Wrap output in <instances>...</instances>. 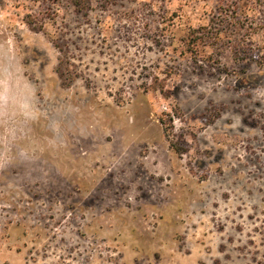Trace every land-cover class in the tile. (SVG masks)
<instances>
[{
  "label": "rangeland",
  "instance_id": "1",
  "mask_svg": "<svg viewBox=\"0 0 264 264\" xmlns=\"http://www.w3.org/2000/svg\"><path fill=\"white\" fill-rule=\"evenodd\" d=\"M234 1L0 0V264H264V0Z\"/></svg>",
  "mask_w": 264,
  "mask_h": 264
},
{
  "label": "trees",
  "instance_id": "2",
  "mask_svg": "<svg viewBox=\"0 0 264 264\" xmlns=\"http://www.w3.org/2000/svg\"><path fill=\"white\" fill-rule=\"evenodd\" d=\"M248 1L250 0H237L232 2L231 4H229L227 7L226 5H222L219 7V9L221 10V12H223L226 8L227 11H229L230 13L234 14L235 16H233V19L230 21V24H233L235 28H239V29H244L246 27L248 18H247V14H249L250 11H252V8H250V4L248 3ZM259 6H262L264 8V2H260ZM225 8V9H223ZM218 9V10H219ZM241 13L243 15H246V19H242L241 17H243V15L241 16ZM228 23V22H227ZM229 24V23H228ZM219 34H217V36H215L217 39H219ZM251 36V35H249ZM198 38L196 39H200L199 36H197ZM229 41H232L233 38H231V36H225ZM227 40V41H228ZM262 59H264V56L262 57ZM176 151H178L179 153H181V149H179L178 147L175 148Z\"/></svg>",
  "mask_w": 264,
  "mask_h": 264
}]
</instances>
